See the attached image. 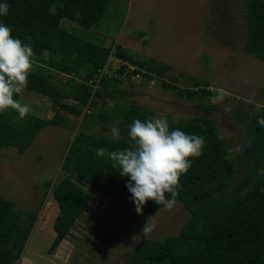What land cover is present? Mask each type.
Masks as SVG:
<instances>
[{"label": "trees", "instance_id": "1", "mask_svg": "<svg viewBox=\"0 0 264 264\" xmlns=\"http://www.w3.org/2000/svg\"><path fill=\"white\" fill-rule=\"evenodd\" d=\"M242 2L243 51L264 60V0ZM0 3L9 5L8 15L0 16V23L11 26L13 36L28 43L35 54L36 68L31 70L25 90L49 98L53 109V116L48 119L28 114L20 122L15 121L18 113L14 110L0 113V150L12 147L22 153L47 125L67 126L69 118L61 111L68 110L75 116L82 113L81 107L66 102L67 99L89 110L95 109L99 100L104 103L106 98L127 92L121 87L125 80L114 75L104 74L98 87H92L89 81L114 48L84 39L62 24L63 20H69L87 28L95 25L104 13L106 0H0ZM114 54L136 67L132 73L144 70L140 84L161 79L163 88L191 99L212 95L206 80L186 75L185 79L193 81L195 87L179 86L178 76L168 72L173 71L170 65L151 58L139 59L120 47L114 49ZM44 69L53 71L59 82L45 74ZM124 69L122 64L116 71L121 74ZM61 74L68 76L66 81L61 80ZM204 107L207 109L209 105ZM238 114L244 126L242 152L248 163L236 181H232V146L218 131L213 118L203 113L179 120L167 118L170 129L178 128L206 140L203 154L192 158L191 168L179 180L181 187L176 201L189 212V218L176 235L143 241L132 251L129 264H264V175L257 171L264 169V127L257 122L264 117V103L258 108L241 109ZM152 117H155L152 110L133 101H116L110 113L99 108L96 115L91 111L82 114L85 124L66 144L59 177L44 183L58 206L49 253L67 236L89 203L90 194L82 185L132 203L125 186L129 177H121L118 167L114 168L107 157H97L95 149L128 148V125L134 119L144 121ZM111 118L119 119L118 138L87 130V123L103 124ZM245 189L247 194L241 196ZM162 207L149 200L143 210L156 213ZM34 220V212L0 197V264H13L22 256Z\"/></svg>", "mask_w": 264, "mask_h": 264}, {"label": "rangeland", "instance_id": "2", "mask_svg": "<svg viewBox=\"0 0 264 264\" xmlns=\"http://www.w3.org/2000/svg\"><path fill=\"white\" fill-rule=\"evenodd\" d=\"M101 19L91 27H83L63 20L65 28L96 44L120 47L128 54L151 58L172 66L168 71L178 76L179 86L195 87L186 75L206 80L212 95L188 98L176 91L163 88L161 79L140 84V78L123 81L127 92L98 101L95 109L67 99L81 107L80 116L70 111L61 113L69 118L65 127L47 125L30 147L20 153L12 147L0 150V197L16 203L21 209L35 213L34 225L22 256L13 264H129L132 251L145 240L162 239L178 233L189 218V212L180 201L171 208L164 206L156 213L143 210L137 213L135 205L122 198L82 185L90 200L66 237L52 251L47 249L55 232L53 222L58 206L50 189L44 183L59 177L60 163L66 144L85 121L82 114L99 108L110 113L116 101L136 102L152 110L155 117L171 120L205 114L215 120L218 131L232 146L234 171L232 181L244 174L248 160L242 152L244 126L239 110L258 108L264 103V60L243 51L245 17L242 0H106ZM111 65H117L115 59ZM36 66L33 64L32 69ZM54 81V72L44 69ZM184 76L179 77L178 73ZM64 82L66 74L60 75ZM164 79V78H163ZM211 97H221L213 102ZM30 106L32 115L48 119L53 116L52 102L38 92L24 90L18 99ZM204 105H209L205 109ZM15 121L20 122L16 114ZM119 119L107 123H87V130L95 134L111 135ZM80 184V182H78ZM155 228L141 234L147 219ZM134 237V238H133Z\"/></svg>", "mask_w": 264, "mask_h": 264}, {"label": "clouds", "instance_id": "3", "mask_svg": "<svg viewBox=\"0 0 264 264\" xmlns=\"http://www.w3.org/2000/svg\"><path fill=\"white\" fill-rule=\"evenodd\" d=\"M8 12L9 5L0 3V16H7ZM34 55L28 43L13 36L11 26L0 23V113L11 109L20 119L30 113V106L16 97L27 87ZM210 99L215 102L221 97ZM257 122L264 127V117L258 118ZM111 134L118 138L120 129L113 126ZM128 138V148L109 151L99 147L95 149V155L107 157L114 168L118 167L121 177H129L125 186L138 214L143 215L149 200L171 209L181 187L180 177L191 168L192 158L203 154L205 137L178 128L170 129L166 117H152L144 121L134 119L128 125ZM257 171L264 175V169ZM246 194L247 189L240 193L241 196ZM152 218L150 216L140 230L142 235L147 236L155 228L154 223H149Z\"/></svg>", "mask_w": 264, "mask_h": 264}, {"label": "built area", "instance_id": "4", "mask_svg": "<svg viewBox=\"0 0 264 264\" xmlns=\"http://www.w3.org/2000/svg\"><path fill=\"white\" fill-rule=\"evenodd\" d=\"M113 59H115L117 62V65H115V66L111 65V61ZM122 64L125 65V69L121 74H119V73H117L116 70ZM134 68H136L134 65L127 63V62H123L120 60V58L116 57L114 54V49H111V51L107 57V61L105 62L104 66L101 69H98V71L95 73V75L91 78V80L89 82L92 85V87L95 89L96 87H98L100 79L104 74H107L108 76L114 75L117 78L119 77V78L124 79V80H127V79L132 80L134 78H137V79L140 78V80H141L142 72H144V70L140 69L141 73L140 72L132 73L131 71Z\"/></svg>", "mask_w": 264, "mask_h": 264}]
</instances>
